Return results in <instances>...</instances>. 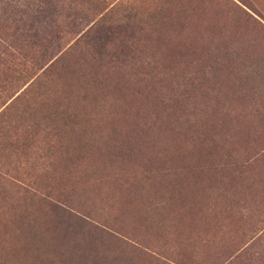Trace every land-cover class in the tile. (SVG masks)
Returning a JSON list of instances; mask_svg holds the SVG:
<instances>
[{
    "label": "rangeland",
    "instance_id": "374dc122",
    "mask_svg": "<svg viewBox=\"0 0 264 264\" xmlns=\"http://www.w3.org/2000/svg\"><path fill=\"white\" fill-rule=\"evenodd\" d=\"M115 6L122 11L131 8L134 26L144 27L142 43L154 37L149 33L158 24L166 31L160 35L163 40L183 44L189 39L196 44L180 55L173 50L161 53L169 68L182 62L180 69L187 68V77H195L198 65L191 62L219 28L246 26L256 33L235 14L237 7L264 26V0H0V52L40 43L47 54L39 60L42 69L96 21L111 16ZM179 24L192 26L193 34L179 35ZM144 52L136 50V56ZM135 72L140 68L130 71ZM25 85L9 92L7 99ZM173 85L169 95L177 93L172 89L183 80ZM147 100H141L143 106ZM163 112L171 114L166 107ZM210 116L214 121L221 118L220 113ZM150 117L131 123L129 118L121 124L124 129L118 127V134L104 137L115 145L113 151L100 153L107 163L113 162L111 179L106 173L111 167L106 172L95 170L93 164L85 168L77 158L75 165H69V177L60 180V172L66 173L65 152L56 133L12 126L0 134V160L7 163L0 169V264H264V115L249 117L245 129L256 132L257 144L254 137L240 133L235 138L240 145L259 150L256 161H251L249 151L235 156L238 163L251 161L242 168L224 164L231 161L229 147L236 145L230 137L215 134L210 140L199 128L186 135L171 132L173 139L157 130L160 120L155 121L154 114ZM137 129L151 134L157 130L155 135L169 141L152 150L143 132L134 139L126 137ZM168 143L171 148H165ZM56 199L79 211L70 209L69 216L57 210L56 215L50 207ZM76 214L87 215L86 223L72 216ZM58 217L64 221L63 229L57 239L55 231L46 235L53 244L43 249L45 257L16 244L14 229L22 221L38 224Z\"/></svg>",
    "mask_w": 264,
    "mask_h": 264
},
{
    "label": "trees",
    "instance_id": "16d2710c",
    "mask_svg": "<svg viewBox=\"0 0 264 264\" xmlns=\"http://www.w3.org/2000/svg\"><path fill=\"white\" fill-rule=\"evenodd\" d=\"M130 9L122 11L115 6L110 10L111 16L105 15L96 21L42 69L38 63L47 54L40 43L29 45L24 50L7 48L1 51L0 134L10 131L12 126L39 134L56 133L64 142L65 152L62 161L66 173L60 172V180H64V176L69 177V165H75L77 158L85 168L93 164L95 170L106 172L111 167L106 172L111 179L114 176L111 173L114 171L113 162L107 163L100 153L113 151L115 145L109 142L110 137H104L109 132L116 135L118 127L124 129L125 125L121 124L129 118L130 123L132 119L133 122H141L146 115L154 114L155 121L160 120L157 130L167 132L173 139L171 132L186 135L201 128L210 140L215 134L220 138L223 135L226 140L227 137L235 140L238 136L240 138V133L246 138L254 137L257 144L256 132L245 129H248L249 117L264 115V26L237 7L235 14L251 24L256 33L244 26L221 27L216 35L208 34L200 57L191 62L198 65L196 75L187 77V68L180 69L182 62L178 61L177 67L169 68V60L161 53L173 50L180 55L189 52L196 44L189 39H184L183 44L163 40L160 35L166 31L157 23L149 33L154 37L142 43L140 35L144 27L134 26L132 20L136 15ZM177 32L188 35L194 31L188 24H179ZM136 50L145 52L139 57ZM135 67L140 68V72L130 73ZM178 80H183V85L172 89L177 93L169 95V87ZM23 82L26 84L24 88L11 100L7 99V94ZM145 98H148V103L143 106L141 100ZM137 106L141 107L136 109ZM165 107L171 111L169 116L163 112ZM211 113H220L221 118L214 121ZM161 114L164 118L160 117ZM157 130L151 134V130L137 129L134 134L125 135L130 140L138 132H143L147 141H151L149 146L153 150L156 144L169 141L163 135H155ZM233 143L235 147L231 145L227 153L231 161L224 164L242 168L245 162L249 165L256 161L259 150L255 151L245 143L240 145V139ZM165 148H171V143ZM247 151L252 152L251 161L246 159L238 163L234 160L235 156ZM79 153L83 156L79 157ZM5 167L7 163L0 160V169ZM59 200L50 201L56 215L71 216L70 209L79 211L74 210L73 205H61ZM72 216L85 222L87 215ZM63 222L59 217L58 220H43L38 224L22 221L14 229L15 242L20 248L45 257L48 253L43 249L53 244L52 237L49 240L46 235L55 231L53 237L57 239ZM65 226L68 227L67 224ZM96 228L113 235L99 226Z\"/></svg>",
    "mask_w": 264,
    "mask_h": 264
}]
</instances>
